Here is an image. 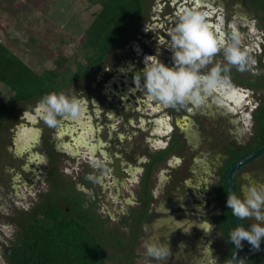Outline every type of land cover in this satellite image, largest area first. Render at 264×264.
I'll use <instances>...</instances> for the list:
<instances>
[{"label":"flooded vegetation","instance_id":"af4514ba","mask_svg":"<svg viewBox=\"0 0 264 264\" xmlns=\"http://www.w3.org/2000/svg\"><path fill=\"white\" fill-rule=\"evenodd\" d=\"M155 3L154 14L142 30L143 35L154 34L150 37L153 52L140 50L136 42L122 45L131 33H136L138 20L113 48L118 51L114 63H105L109 53L84 79L81 77L60 91L70 94L69 90L76 86L80 91L75 95L88 99L80 119H61L57 126L49 127L36 110L42 97L16 103L21 125L8 137V152L1 165L4 169L0 170V264H11L12 249L22 242L29 220L41 209L36 206L54 191L63 197L61 204L57 203L64 208L65 215L86 223L97 235L102 245L100 264L105 245L99 238V230L91 227L89 213L68 205L71 201L96 217L99 210L103 218L122 224L120 230L125 234L119 231L113 235L115 251L120 254L117 264H230L231 251L219 224L226 209L224 183L228 182L229 193L232 167L264 145L263 142L227 172L237 154L250 150L254 144L257 146L260 140L258 114L264 106V0H155ZM193 9L207 12L208 20L221 26L225 33L233 28L242 33L243 47L249 50L254 63L250 61L244 71L229 66L225 73L229 86L210 97L205 105L164 108L135 90L134 74L144 69L146 56H157L166 66H173L172 52L162 43L167 41L180 16ZM137 38L147 44L145 37ZM252 40L254 43L249 44ZM164 57L169 60L164 61ZM214 63L225 66L227 62L220 54ZM102 65L97 88L95 84L80 85ZM138 75L143 78L142 72ZM244 108L248 109L251 123L247 121L242 127L245 117L240 111ZM10 118L11 115L7 119ZM220 124L227 133L223 136L227 141L220 151H214L211 145L222 134L218 130ZM201 154L206 155L207 162L198 156ZM261 161L264 152L237 170L234 179L237 195L241 188L240 173ZM255 172L261 173L258 169ZM39 186L44 189L36 190L35 198L31 189ZM99 221L105 224L104 220ZM14 224L21 229L16 242L10 237L15 233L11 227ZM149 240L168 241L172 256L164 261L146 257L143 245ZM219 240L224 248L214 251L213 242ZM253 256L247 257L244 264Z\"/></svg>","mask_w":264,"mask_h":264},{"label":"clouds","instance_id":"9594fccd","mask_svg":"<svg viewBox=\"0 0 264 264\" xmlns=\"http://www.w3.org/2000/svg\"><path fill=\"white\" fill-rule=\"evenodd\" d=\"M208 15L193 9L180 16L169 33L168 49L172 52L173 66H166L157 56H146L144 69L134 74L135 90L164 108L188 105L199 108L229 86L230 81L225 75L229 66L245 70L251 57L249 50L243 47V34L235 28L225 33L221 26L208 20ZM220 54L227 62L225 66L214 63L215 57ZM209 65L214 66L209 69ZM141 72L142 79L138 75ZM74 93L73 89L72 94L52 92L37 102L36 110L49 127L57 126L61 119L77 120L82 117L88 99ZM243 179L249 183L241 185L240 195L235 191L229 192L226 206L241 222H254L247 227L241 223L229 233L228 239L236 249H242V242L247 241L258 250L264 241V184L252 181L250 173H245ZM143 247L146 257L156 261L168 260L172 256L168 241L149 240ZM234 260L235 264L245 262L237 257Z\"/></svg>","mask_w":264,"mask_h":264},{"label":"trees","instance_id":"16d2710c","mask_svg":"<svg viewBox=\"0 0 264 264\" xmlns=\"http://www.w3.org/2000/svg\"><path fill=\"white\" fill-rule=\"evenodd\" d=\"M30 1L34 3V0ZM8 2L15 4L16 0ZM95 5H100L101 8L85 29L82 41L87 63L86 66L79 65L75 73L68 66L70 59L63 54L55 60L54 68L38 73L0 40V83L14 92L10 99L0 104V130L13 104L52 92L59 93L65 86L89 74L94 66L104 61L145 11V0H89L86 9ZM30 38L35 39L33 36ZM258 119L261 133L258 145L254 144L250 150L237 154L228 165L227 172L237 161L254 152L264 142V106ZM227 183H224L225 199L228 195ZM225 208L219 224L231 251L230 264H235L234 257L238 258L252 247L244 241L243 248L236 249L228 239L229 233L238 224L226 202ZM101 255L102 245L97 235L86 223L67 217L64 208L53 201L47 207L37 210L29 220L22 242L14 246L10 259L11 264H100ZM263 255L264 241L261 251L250 259L261 260Z\"/></svg>","mask_w":264,"mask_h":264},{"label":"rangeland","instance_id":"374dc122","mask_svg":"<svg viewBox=\"0 0 264 264\" xmlns=\"http://www.w3.org/2000/svg\"><path fill=\"white\" fill-rule=\"evenodd\" d=\"M67 2L70 3L67 4ZM8 5L4 6L2 1L0 0L1 41L9 48H11V50L21 59H23L30 67L36 70V72L40 73L46 69L54 68L56 65L55 60L61 54L70 59V61L68 62V66H70V71H72L73 73L77 72L79 65L86 66L87 62L85 60V49L82 47L84 31L100 10V5L91 6L89 9H86V6L89 5V0H34V3L30 0H16L15 4L8 2ZM145 5L146 8L143 16L139 19L138 24L135 25L136 29L134 30L136 33H131L127 40H125V43H123L122 45H125L127 41L131 43L136 42V44L138 45L137 47H139L140 50L153 52V40H150V37L154 34L148 33L147 35V33H145L143 35L142 30L143 28H145V26H147L150 19L149 17L154 14V9L152 8H154L156 3L155 0H145ZM30 36H33L35 39L31 40ZM138 36L145 37L143 39L147 41L148 45H144L141 40L139 41L137 38ZM169 38L170 35H168L167 41L164 40V42L162 43V45H164L166 48H168L169 46L167 45L170 40ZM63 39L68 40V42H64ZM253 43V40L249 42V44ZM154 45L157 46V44L155 43ZM117 52L118 51H116V49L109 52L110 54L107 57L105 63H114ZM163 60L167 61L169 59L164 57ZM103 67L104 66L102 65L100 66V68L94 70V75L86 81L81 80L83 82H80V85L89 86L95 84L97 88L99 71H102ZM81 79H84V76H82ZM68 89H70V87L66 89V92H68ZM72 89L76 93L77 90L80 91L79 88H76V86H74L69 90L71 91L70 94H72ZM13 95L14 92L10 88H8L7 85L0 83V104L10 99ZM96 95L99 96L98 93ZM17 106L18 104L12 105V108L8 112L7 117L9 118V116L11 115V118L7 119L4 122V125L0 130V170L4 169L3 167H1V165L3 164V158L7 155L8 152L6 149L8 137L15 134L14 129L16 126H18L19 129L21 125L19 122L20 120L17 116V113L18 111H20V109L17 110ZM240 113H242L245 117L242 127L245 125V123H247V121L251 123V119H248L250 114L247 108L241 109ZM33 126L37 125L35 124ZM223 127L224 126H222L221 124L218 125V130L221 131L222 134L219 135L220 138L213 140L211 148H214V151H216L217 149H219L217 151H220L223 142L227 141L223 139V136L227 135ZM199 152L203 151H201L200 149ZM198 156L205 160L206 155L201 154ZM211 159H213V156L211 157ZM205 161L207 162L208 160ZM257 169L260 170L261 173L255 172ZM245 173L251 174L252 181L264 184V161H261V163H259L257 166L255 165L245 168L244 171L240 173L242 175L241 180L239 181L240 185L249 183V181H245L243 179ZM39 187H32L31 189V192L35 196V198L38 196V194H35V191L38 189H44ZM72 191L73 189L69 190L70 193ZM75 195H77V193ZM83 197L85 198V196L82 195V199H84ZM62 200V195L57 191H54L53 194L45 196L41 204L36 207H47L50 201L59 203ZM99 203H101V205L104 204L102 200H100ZM68 205L72 207L75 206L76 209L80 212L85 211L89 213L88 218L90 219L91 227L96 228V231L99 230V238L103 241V245H105L104 260L102 264H117V257L120 254L118 251H115L117 247L115 245L116 243L113 241V235L117 234L119 231L121 232V234H125L124 231L120 230V228H123L122 224H116L113 220L107 217L103 218V216L100 215L99 210L96 211V213H98L96 217L91 212H89L87 208L83 209L81 204H75L74 201H71L70 203H68ZM107 205L109 210L113 211V206H111L108 202ZM94 208L96 207H93V210L95 211ZM98 219L104 220L103 222L105 224H102ZM93 222H95V224ZM252 222L254 221H243L245 227H247ZM210 225H208V228ZM11 227L13 228V231L15 233L14 235L12 233L10 237L12 236V240H15L14 242H16L17 235L20 233L21 229H17L15 224L11 225ZM223 248V241L219 240L215 243L213 242V249H215L214 251H217V249L220 251ZM254 260L256 259L247 260L246 264H264V255L262 259L257 262H255ZM120 262L123 263V261Z\"/></svg>","mask_w":264,"mask_h":264},{"label":"water","instance_id":"95a60500","mask_svg":"<svg viewBox=\"0 0 264 264\" xmlns=\"http://www.w3.org/2000/svg\"><path fill=\"white\" fill-rule=\"evenodd\" d=\"M263 152H264V145L257 152H255L254 154L248 156L247 158L243 159L241 162H239L238 164H236V165H234L232 167V169L229 172V177H228L229 192L235 191L234 179H235V174H236L237 170L239 168H241L242 166H244L245 164H247L248 162L258 158ZM235 219H236V222H237V224L239 226L242 222L236 217H235ZM260 250H261V245H260V248L258 250L257 249H252L250 251H247V252L241 254L238 259L245 260L247 257L253 256V255L259 253Z\"/></svg>","mask_w":264,"mask_h":264},{"label":"crops","instance_id":"0c3cea01","mask_svg":"<svg viewBox=\"0 0 264 264\" xmlns=\"http://www.w3.org/2000/svg\"><path fill=\"white\" fill-rule=\"evenodd\" d=\"M2 1V3H3V5L5 6V5H8V2H7V0H1ZM9 6V5H8ZM0 40H1V38H0ZM20 117H18V119H19Z\"/></svg>","mask_w":264,"mask_h":264}]
</instances>
